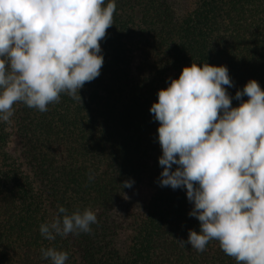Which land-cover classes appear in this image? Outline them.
I'll return each mask as SVG.
<instances>
[{
	"label": "trees",
	"instance_id": "16d2710c",
	"mask_svg": "<svg viewBox=\"0 0 264 264\" xmlns=\"http://www.w3.org/2000/svg\"><path fill=\"white\" fill-rule=\"evenodd\" d=\"M115 3L103 67L79 90L81 104L67 94L43 113L17 103L0 122V264H50L48 247L67 251V264H237L218 241L203 252L176 241L199 221L184 189L158 184L159 122L149 109L192 62L226 66L230 96L250 79L264 90V0H187L181 10L173 0ZM136 190L144 202L122 206ZM58 205L93 210L91 234L44 239L39 225Z\"/></svg>",
	"mask_w": 264,
	"mask_h": 264
},
{
	"label": "clouds",
	"instance_id": "9594fccd",
	"mask_svg": "<svg viewBox=\"0 0 264 264\" xmlns=\"http://www.w3.org/2000/svg\"><path fill=\"white\" fill-rule=\"evenodd\" d=\"M115 11V0H0V122H10L17 103L43 113L67 94L81 104L79 90L103 67L100 41ZM231 87L226 66L192 62L158 90L149 109L159 122L158 184L184 189L188 215L199 221V232L176 240L182 247L203 252L215 240L237 264H264V90L253 79L234 97ZM97 223L90 208L58 205L39 233L54 241L91 234ZM41 254L50 264L69 258L55 247Z\"/></svg>",
	"mask_w": 264,
	"mask_h": 264
},
{
	"label": "rangeland",
	"instance_id": "374dc122",
	"mask_svg": "<svg viewBox=\"0 0 264 264\" xmlns=\"http://www.w3.org/2000/svg\"><path fill=\"white\" fill-rule=\"evenodd\" d=\"M176 4V8L181 10L187 6V0H173ZM16 150V146L13 145L11 151L14 152ZM147 198V192L144 190H136L127 194L120 202L122 206L134 207L137 208L141 205L142 202Z\"/></svg>",
	"mask_w": 264,
	"mask_h": 264
}]
</instances>
